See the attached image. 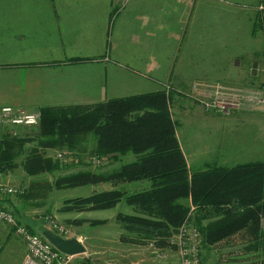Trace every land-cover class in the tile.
I'll return each mask as SVG.
<instances>
[{
	"label": "crops",
	"instance_id": "0c3cea01",
	"mask_svg": "<svg viewBox=\"0 0 264 264\" xmlns=\"http://www.w3.org/2000/svg\"><path fill=\"white\" fill-rule=\"evenodd\" d=\"M253 9L247 0H132L121 10L112 0H0V110L101 103L188 88L190 80L202 90L241 87L247 65L239 61L236 76L216 58L230 54L240 39L234 34L253 32ZM148 187L147 180L128 183L129 192ZM124 208L119 203L106 218Z\"/></svg>",
	"mask_w": 264,
	"mask_h": 264
},
{
	"label": "trees",
	"instance_id": "16d2710c",
	"mask_svg": "<svg viewBox=\"0 0 264 264\" xmlns=\"http://www.w3.org/2000/svg\"><path fill=\"white\" fill-rule=\"evenodd\" d=\"M255 27L252 35L260 28L264 30V16H257ZM90 61V58L68 60L71 64ZM262 86L264 88V82ZM220 89L243 95L251 92L237 86ZM172 91L162 89L94 104L42 107L36 127L37 146L28 152L27 134H9L4 131L8 125L0 124V174L8 175L17 168L18 158L24 156L23 169L32 178L28 186L19 187L24 193L17 196L23 205L13 208L17 221L37 231L27 223L26 212L41 207L59 188L147 180V189L130 193L121 189L95 192L67 200L69 204L66 203L68 206L64 209L106 210L124 201L134 212L118 213L117 222L124 231L121 239L128 242L152 240L159 247L177 248L171 239L187 222L199 228L201 245L206 249L216 248L225 241L232 244L236 235L247 240V248L264 249V161L242 162L232 167L213 164L205 170L193 171L172 116ZM211 100L205 103L206 109ZM238 108L241 109L240 106L228 108L225 114L230 113L229 109ZM91 137L94 141L89 160L93 156L130 154L135 160L122 163L110 172L83 170L55 181L38 177L60 169L61 162L45 154L49 149H69L78 161L70 167L84 166L83 158L89 152ZM192 207H196L195 215L189 212ZM9 230L15 233L14 228ZM202 261L201 248V264ZM77 263L93 264L86 258Z\"/></svg>",
	"mask_w": 264,
	"mask_h": 264
},
{
	"label": "rangeland",
	"instance_id": "374dc122",
	"mask_svg": "<svg viewBox=\"0 0 264 264\" xmlns=\"http://www.w3.org/2000/svg\"><path fill=\"white\" fill-rule=\"evenodd\" d=\"M247 1L255 7L253 9L254 20L258 15L264 16V12L261 11V6L264 7V3H260L263 0ZM251 23V21L248 22L250 29L254 22L252 25ZM241 29H245L244 25ZM252 33L234 34L233 37L240 39L234 40L230 54L227 50L223 51L224 57L216 58V63L219 64L223 61L226 72L230 71L232 75L239 76L240 73H236V68L241 61L240 64L247 65L249 71V81L241 87L251 89V92L254 93L258 91V93L263 92L264 94L262 86L264 82V30L260 28L257 34L252 35ZM235 53L244 56L238 58L232 56ZM186 70H190V68H186ZM188 85V88H175L172 91L171 112L182 149L191 169L196 171L204 168V165L209 167L213 164L232 167L242 162L264 161V106L240 102L241 109H229L230 113L226 115L225 112L228 109L219 104L210 109L204 107L205 103L211 99L217 102L218 100L234 102L227 99L226 89L217 87L202 90L192 80L188 82ZM201 91L203 93L199 94ZM218 91L222 93L217 97ZM5 130L15 136L27 134L29 138L26 144L27 152L37 146L36 127L7 126ZM92 137L88 143L89 152L83 158L84 166L70 167V164L78 161L75 159L77 156L69 149H49L45 151V154L55 161L61 162L60 169L51 174L41 173L38 177L55 181L58 177L83 170L110 172L134 157L133 154H130L131 157L128 155L107 157L100 166L95 165L89 160V157L92 156L89 153H91L94 141ZM23 160L24 156L18 158L17 168L8 175L0 174V184L15 187L28 186L32 178L25 173L22 166ZM128 183H122L123 187H118L119 184L103 182L96 185L56 189L52 195L50 194L46 203L25 214L28 219L26 221L37 231L45 230L47 227L50 229L46 219L49 216L51 225L54 223L53 226H57L56 228L51 227L53 232L64 238H78L86 247V253L77 255L73 262L86 258L93 264H180L177 248H173L171 245L159 247L152 240L146 242L122 240L121 235L124 234V231L117 222V216L115 220L106 218L115 212L113 208L95 212L94 210L71 211L64 209L69 204L67 200L72 198L87 197L95 192L111 189L129 192L131 188H128ZM0 197V201L9 202L10 207L6 208L12 211H14L12 208L15 209L23 205L21 198L9 197L1 192ZM124 206V212L128 207H131L125 202ZM131 208L130 211L133 210V207ZM129 210H127L129 214H132ZM89 211L92 212L89 213ZM189 212L191 215H195L196 207L193 210L190 208ZM93 214L97 218L93 217ZM1 227L5 229L1 230L0 234V264H22L26 254L25 245L13 232L14 230H9L11 228L5 225ZM194 227L198 228L196 225ZM43 230L41 231L43 232ZM247 243L246 239L236 235L232 244L225 241L211 249L202 246V262L203 264H264V249H249Z\"/></svg>",
	"mask_w": 264,
	"mask_h": 264
},
{
	"label": "built area",
	"instance_id": "2783aa9c",
	"mask_svg": "<svg viewBox=\"0 0 264 264\" xmlns=\"http://www.w3.org/2000/svg\"><path fill=\"white\" fill-rule=\"evenodd\" d=\"M132 0H112L113 6L117 10H121ZM263 9L264 7L261 6ZM220 89V88H218ZM262 92V91H261ZM222 92L217 93V97ZM227 99L231 101H214L213 99L207 103V109L216 105L224 106L226 109L239 107L240 102H248L250 104H264V94L257 92H249L243 95L236 92L226 93ZM218 99V98H217ZM40 112H27L22 109H16L11 106H5L0 110V124L16 127H37L40 123ZM62 158V156H59ZM95 165H101L105 162V158L93 156L90 158ZM24 190L10 185L0 184V192L10 197L21 195ZM195 207H192V210ZM51 217H47L49 228H56L51 225ZM264 223V220H263ZM8 226L15 229V234L20 238L26 247V254L22 264H78L73 262L77 256L66 254L57 249L41 232L32 231L25 224L19 223L14 212L6 207L0 206V228ZM176 234L172 237V244L176 245L177 252L180 256V264H201V240L202 236L192 223L185 222L182 224ZM95 264V263H94Z\"/></svg>",
	"mask_w": 264,
	"mask_h": 264
},
{
	"label": "water",
	"instance_id": "95a60500",
	"mask_svg": "<svg viewBox=\"0 0 264 264\" xmlns=\"http://www.w3.org/2000/svg\"><path fill=\"white\" fill-rule=\"evenodd\" d=\"M42 233L57 249L66 254L77 256L86 253V247L78 238H64L51 229H45Z\"/></svg>",
	"mask_w": 264,
	"mask_h": 264
}]
</instances>
